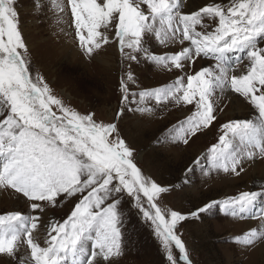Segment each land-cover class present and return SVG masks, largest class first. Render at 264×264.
I'll return each instance as SVG.
<instances>
[{
    "label": "snow or ice",
    "instance_id": "obj_1",
    "mask_svg": "<svg viewBox=\"0 0 264 264\" xmlns=\"http://www.w3.org/2000/svg\"><path fill=\"white\" fill-rule=\"evenodd\" d=\"M19 3L0 0V189L25 198L30 212L0 215V264H120L125 229L141 221L159 242L166 264H193L180 230L189 219L216 209L259 219L242 243H264V185L187 213L172 210L163 201L179 195L180 185L165 186L145 175L121 128L127 111L155 115L154 108L131 104L171 102L191 113L171 137L187 145L219 122L220 100L230 89L257 116L222 123L218 143L193 164L206 158L210 169L239 176L246 163L264 161V0H211L194 10L185 0H54L58 13L70 10L74 40L87 61H95L115 38L122 76L110 117L98 114L94 104L81 114L69 106L73 97L63 89L56 94L22 33ZM153 38L164 48L182 47L157 54ZM236 53H244L247 62L237 57L231 63ZM197 58L213 63L196 70ZM142 61L175 70L174 83L133 92V65ZM79 94L88 96L87 90ZM233 137L240 138L239 151L232 150ZM193 171L186 169L182 183ZM64 202L71 207L62 222L47 216L46 210ZM42 226L45 246L39 242ZM25 247L30 260L20 255Z\"/></svg>",
    "mask_w": 264,
    "mask_h": 264
},
{
    "label": "rangeland",
    "instance_id": "obj_2",
    "mask_svg": "<svg viewBox=\"0 0 264 264\" xmlns=\"http://www.w3.org/2000/svg\"><path fill=\"white\" fill-rule=\"evenodd\" d=\"M188 1L185 0V3H189ZM61 2L66 3V0ZM53 5L54 0H20V27L33 53L34 62L40 67L56 94H60L63 89L67 96L73 97L70 107L84 114L94 104L98 114L110 117L112 114L110 109L114 108L119 100L117 83L122 76L120 53L114 43V36L95 61H87L74 40L70 10L58 13ZM184 10L188 11L187 8ZM150 44L157 54L179 51L182 47L177 44L170 49L164 48L154 38ZM68 45L76 49L78 54L76 57H73ZM186 45L187 42L183 46ZM260 46L264 47V43ZM237 57L244 63L247 62L244 53L233 54L230 62L236 63ZM212 63L211 60L197 58L193 67L199 70L201 67L211 66ZM242 67L243 64H240V68ZM133 72L137 81L132 86L133 92L166 87L174 83L177 76L175 70L169 72L143 61L133 65ZM81 90H87L88 96L80 95ZM216 95H220L219 90ZM235 97L236 94L229 89L220 100L219 107L222 111L217 112L219 122L210 131L198 133L196 137L191 138L187 145L172 142L171 137L176 134L175 126L191 114L188 107L175 106L171 102L157 105L155 100L130 105L131 108L147 106L155 110L154 116L127 111L121 128L126 142L138 157L137 166L145 175L165 186L180 185V189H177L179 195L174 192L163 201L168 208L187 213L210 200L222 201L237 197L241 192L257 191L264 185V161L260 159L255 163H246L245 170L239 176L210 169L206 158L201 160L199 166L193 164L196 158L207 157L211 146L218 143L222 134L220 131L222 123L232 120H254L257 116L254 109L246 102H242V98ZM234 100L241 101L243 105L241 114L231 113L229 103ZM232 145L233 151H239L240 138L233 137ZM3 163L4 159L0 157V168ZM189 167H193L194 171L187 174L189 182L182 183ZM205 172L208 175H205ZM7 193L12 194L13 201L4 199ZM70 207L71 205L64 202L56 209L46 210L47 216L54 221L62 222ZM11 212L28 215L30 208L25 198L14 194L10 189H0V215ZM201 217L189 219L180 230L193 264H264V243L257 242L254 247H246L242 243L244 234L261 224L259 219L233 217L219 209L201 214ZM45 235L42 226L39 240L41 246H45L43 244ZM125 244V255L120 258V264H166V257L159 242L142 221L140 224H128L125 229ZM174 254L178 256L175 249ZM20 255H26L30 260V252L26 247L22 249Z\"/></svg>",
    "mask_w": 264,
    "mask_h": 264
},
{
    "label": "bare ground",
    "instance_id": "obj_3",
    "mask_svg": "<svg viewBox=\"0 0 264 264\" xmlns=\"http://www.w3.org/2000/svg\"><path fill=\"white\" fill-rule=\"evenodd\" d=\"M188 2L192 3L193 5V10L201 5H204L205 3L211 2V0H189ZM67 43V42H66ZM66 46V45H65ZM68 49L72 51L73 57H76L78 54L76 53V49L73 48V46L68 45ZM102 63V62H101ZM107 63V62H106ZM208 64V63H207ZM236 98V97H235ZM229 107L231 108V113L234 114H241L240 110L243 109V105L241 104V101L239 100H234L230 101ZM233 108V110H232ZM159 116V115H158ZM222 182H225V180H222ZM2 199V198H1ZM4 199L7 201H10L13 199L12 194L7 193L6 196H4ZM13 201V200H12ZM11 202V201H10Z\"/></svg>",
    "mask_w": 264,
    "mask_h": 264
}]
</instances>
